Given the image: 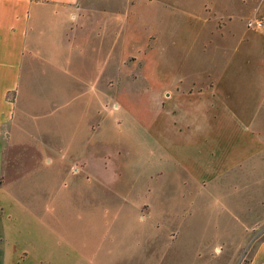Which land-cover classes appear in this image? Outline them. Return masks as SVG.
I'll use <instances>...</instances> for the list:
<instances>
[{"label": "rangeland", "instance_id": "1", "mask_svg": "<svg viewBox=\"0 0 264 264\" xmlns=\"http://www.w3.org/2000/svg\"><path fill=\"white\" fill-rule=\"evenodd\" d=\"M157 1L138 2L141 10L131 9L124 20L125 30L135 29L136 35L127 41L124 30L123 52L130 59L112 68L107 99L97 102L85 137L90 143L85 156L91 155L87 168L72 162L84 152L74 147L62 149L63 162L27 172L33 196L26 198L37 208L35 215L51 222L70 248L74 243L82 249L74 253L66 245L62 258L49 249L48 256L57 259L40 258L35 264H250L264 239V150L216 179L190 178L180 163L209 143L204 134L215 129L228 141L233 136L227 129L237 126L230 115L217 121L215 107L206 100L170 95L177 79L201 88L210 79H230L223 99L210 101L217 107L223 101L242 104L254 112L263 88L264 46L256 47L249 63L235 47L239 36L219 16L189 17L173 8L174 1ZM196 2L180 0L179 5ZM110 4L122 12L131 8L126 0ZM261 9L249 25L251 39L259 44L264 3ZM258 21L262 28L256 27ZM173 111L185 124L172 126ZM253 126L264 141V105ZM8 179L2 180L5 187ZM58 190L56 198L52 193ZM44 197L58 201L59 210L45 213ZM1 214L8 219L5 209ZM21 221L32 233L39 231L34 218Z\"/></svg>", "mask_w": 264, "mask_h": 264}, {"label": "crops", "instance_id": "2", "mask_svg": "<svg viewBox=\"0 0 264 264\" xmlns=\"http://www.w3.org/2000/svg\"><path fill=\"white\" fill-rule=\"evenodd\" d=\"M111 1L0 0V264H35L40 258L51 263L57 257H49V249L62 258L66 245L69 251L82 252L80 245L73 243L70 248L51 222L35 215L37 208L26 198L32 195L26 179L32 167L41 170L45 164L63 162L66 157L62 149L84 148L83 153L72 158L73 163L82 165V170L91 161V155L85 156V149L90 147L85 137L91 131L97 102L107 99L112 68L123 65L131 55L123 52L124 20L131 9L141 10L139 4L145 2L126 0L131 8L122 12L114 10ZM172 1L173 8L189 17L212 14L232 26L230 33L239 36L235 47L249 63L256 47L264 46V34L260 33V44L249 34L250 21L263 14L264 0H197L194 6L184 7L179 5L180 0ZM125 31L127 41L136 35L135 29ZM227 82L230 79H210L208 87L201 88L195 83L183 86V81L177 79L171 87V97L206 100L215 107L214 116L230 115L237 126L227 129L233 136L228 141L215 129L204 134L209 143L197 145L193 159L180 163L190 178L216 179L264 150V141L253 126L264 105V79L254 112H249L246 105L230 106L223 101L217 107L210 101L223 99ZM176 113L170 114L175 127L184 123ZM173 115L176 116L171 118ZM8 164L10 168H4ZM6 176L7 187L2 182ZM83 193H87L86 189ZM52 194L58 198L60 192ZM44 203L45 213L59 210L56 200L49 203L44 197ZM3 209L8 219L2 218ZM22 218H34L39 231L32 233L22 225ZM83 252L91 254V250ZM250 264H264V239Z\"/></svg>", "mask_w": 264, "mask_h": 264}, {"label": "built area", "instance_id": "3", "mask_svg": "<svg viewBox=\"0 0 264 264\" xmlns=\"http://www.w3.org/2000/svg\"><path fill=\"white\" fill-rule=\"evenodd\" d=\"M256 26H257L258 28H261V27H263V24H262V22H258V23L256 24Z\"/></svg>", "mask_w": 264, "mask_h": 264}]
</instances>
